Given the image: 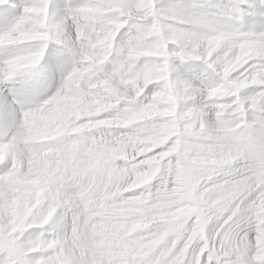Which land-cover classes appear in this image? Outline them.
I'll return each instance as SVG.
<instances>
[{"label":"clouds","instance_id":"obj_1","mask_svg":"<svg viewBox=\"0 0 264 264\" xmlns=\"http://www.w3.org/2000/svg\"><path fill=\"white\" fill-rule=\"evenodd\" d=\"M0 264H264V0H0Z\"/></svg>","mask_w":264,"mask_h":264},{"label":"snow or ice","instance_id":"obj_2","mask_svg":"<svg viewBox=\"0 0 264 264\" xmlns=\"http://www.w3.org/2000/svg\"><path fill=\"white\" fill-rule=\"evenodd\" d=\"M6 166V165H5Z\"/></svg>","mask_w":264,"mask_h":264}]
</instances>
